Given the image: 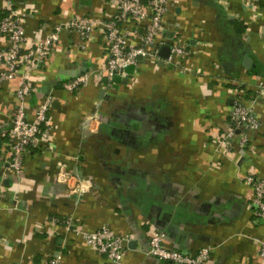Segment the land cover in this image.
<instances>
[{
    "label": "crops",
    "instance_id": "0c3cea01",
    "mask_svg": "<svg viewBox=\"0 0 264 264\" xmlns=\"http://www.w3.org/2000/svg\"><path fill=\"white\" fill-rule=\"evenodd\" d=\"M10 3L24 15L29 42L73 18L105 21L116 12L112 0H0V18ZM156 43L185 45L191 55L182 67L142 57L122 77L128 84H106L97 75L108 63L105 38L95 33L83 44L66 29L44 63L0 84V264L44 263L57 253L61 264H110L55 222L67 218L83 232L131 235L121 264H170L148 255L158 232L179 252L213 247L209 264H263L264 221L243 179H264V96L256 93L264 81V3L172 0ZM6 71L1 65L0 77ZM86 74L80 89H65ZM27 77L29 116L52 97L42 129L53 149L28 157L17 175L5 164L6 131ZM237 92L263 128L248 132L253 150L236 138L226 152L216 140L233 128ZM60 163L85 180L83 195L59 181Z\"/></svg>",
    "mask_w": 264,
    "mask_h": 264
},
{
    "label": "built area",
    "instance_id": "2783aa9c",
    "mask_svg": "<svg viewBox=\"0 0 264 264\" xmlns=\"http://www.w3.org/2000/svg\"><path fill=\"white\" fill-rule=\"evenodd\" d=\"M116 8L115 14L105 21H95L89 18H73L58 26L54 33L42 39H34L29 42L26 35V22L22 11L15 4L10 3L4 10V17L0 20V36L8 47L0 49V66L4 65L7 71L1 75L0 84L13 80L21 68L34 62L44 63L59 42L63 30H71L78 35L83 44L87 43L95 33L101 34L108 48V63L105 70L97 72L102 80L111 82L117 74L121 77L127 75L130 67L138 65V57L149 56L155 61L160 60V48L156 40L164 29V18L170 10L172 0H112ZM264 3V0H256ZM191 53L185 45L174 44L171 47V55L167 59L169 63L182 67L184 59ZM90 75L79 76L65 84L68 91H76L88 82ZM27 80L18 90V105L9 128L6 131L8 137V156L5 160L6 167L20 175L24 170L28 157L35 156L45 150L53 149L49 139L44 136L43 125L47 123L52 97L48 96L41 103L34 116H29L26 109L33 87ZM256 93L264 96V81L258 85ZM241 93L237 92L233 109L230 113L233 128L224 136H218V146L224 147L225 151H231L230 141L238 139L240 149L253 150V139L249 131L260 132L262 124L255 115V109L243 103ZM78 161V159H77ZM59 181L67 185L71 184V192L83 195L87 190L85 180H79L68 169V164L60 163ZM74 181V182H73ZM243 182L253 189V205L257 215L264 221V179L254 174L247 175ZM56 223L63 225L68 233L75 232L82 237L90 248L103 254L110 264H121L126 255V245L133 240L131 235H117L110 228L103 227L96 232H83L76 229L74 219H55ZM165 232L156 233L149 241L148 255L161 262L170 264H209L213 247H205L196 254L183 253L169 249L165 246ZM262 263L264 264V241L260 243L259 250ZM63 256L57 253L44 263L37 264H61ZM36 264V263H30Z\"/></svg>",
    "mask_w": 264,
    "mask_h": 264
},
{
    "label": "water",
    "instance_id": "95a60500",
    "mask_svg": "<svg viewBox=\"0 0 264 264\" xmlns=\"http://www.w3.org/2000/svg\"><path fill=\"white\" fill-rule=\"evenodd\" d=\"M170 55H171V47H169V46H164V47H162V48L160 49V56H161L164 60H167V59L170 57ZM141 59H142V57H138V60H141ZM162 64H164V62H163ZM245 67H247V69H251V67H252V62H251L250 59H249V60H246V62H245ZM131 69H132V67L129 68V70H131ZM112 82H113L114 84H121V83H123V84H128V83H129V78H122L121 76H119V75L116 74V75L113 77ZM106 84H109V81H108V80L106 81ZM129 122L131 123V121H129Z\"/></svg>",
    "mask_w": 264,
    "mask_h": 264
},
{
    "label": "trees",
    "instance_id": "16d2710c",
    "mask_svg": "<svg viewBox=\"0 0 264 264\" xmlns=\"http://www.w3.org/2000/svg\"><path fill=\"white\" fill-rule=\"evenodd\" d=\"M143 1L145 2L146 0H143ZM3 17H4V12L2 13L0 20H2Z\"/></svg>",
    "mask_w": 264,
    "mask_h": 264
}]
</instances>
